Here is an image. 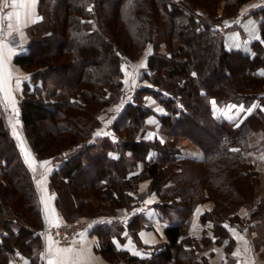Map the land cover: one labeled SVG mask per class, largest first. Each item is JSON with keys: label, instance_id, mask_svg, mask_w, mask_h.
Here are the masks:
<instances>
[{"label": "trees", "instance_id": "obj_1", "mask_svg": "<svg viewBox=\"0 0 264 264\" xmlns=\"http://www.w3.org/2000/svg\"><path fill=\"white\" fill-rule=\"evenodd\" d=\"M248 1L38 0L40 17L27 28V50L14 57L30 74L18 113L33 154L51 166L57 208L68 221L98 215L110 189L111 204L127 209L132 196L126 188L148 179L157 196L153 207L166 223L164 241L142 258L117 251L110 239L114 228L99 224L95 250L107 259L202 264L205 257L196 256L199 244L186 234L185 220L207 200L211 210L200 221L211 222L215 242L227 240V250L232 239L224 223L264 226V194L254 201L251 172L256 163L264 165V7L247 13L259 20L249 52L239 45L226 48L221 29L223 19H234ZM148 44L141 70L146 83L124 102L111 134L92 138L101 123L97 110L125 96L121 64L136 61ZM148 96L164 112L149 106ZM239 102L251 110L218 114L225 104ZM146 123L155 131L136 138ZM56 154L59 160L52 163ZM242 206L251 207L248 217L239 218ZM42 218L32 173L0 121V264H43Z\"/></svg>", "mask_w": 264, "mask_h": 264}, {"label": "crops", "instance_id": "obj_2", "mask_svg": "<svg viewBox=\"0 0 264 264\" xmlns=\"http://www.w3.org/2000/svg\"><path fill=\"white\" fill-rule=\"evenodd\" d=\"M37 3L38 0H0V121L9 127L19 155L32 173L41 201L43 226L56 227L57 224L61 226L76 222L84 223V226L71 237L68 245H61L54 240L50 232L43 230V264H49V261H53L54 264H61V262L63 264H123L120 257L107 259L103 254L96 252L95 245L98 239L94 228L99 224L114 228L110 239L117 251H126L142 258L147 255L150 246L165 239L163 229L166 223L160 219L157 210L153 207L157 196L149 190L150 181L142 179L136 187L126 188L127 193L132 196L130 207L127 209L123 206L112 205L109 200L103 205L104 212L68 221L55 203L56 193L49 183L51 166L36 158L26 140L20 114L15 111L18 109V97L22 92L23 82L29 80L30 74L15 62L14 57L27 50V28L40 17L37 12ZM261 7H264V0H255L243 9L242 14ZM250 17V28L245 30L246 37L256 36L258 20ZM224 36L226 48L233 45L242 47L246 45L247 47L245 40L237 31L225 32ZM144 81L142 79L141 83ZM126 100L128 97L124 96L120 103L97 112L101 123L93 131L92 138L111 134V121L121 111ZM155 106L156 104L152 102V107L156 111L164 112L162 107ZM109 111H111L110 115ZM152 130L153 128L146 123L140 132V137L151 136L155 131L152 132ZM26 152L30 154L27 157ZM255 170L264 183V165L256 163ZM112 194L113 190H110L111 197ZM211 206V202L208 201L199 203L185 220L188 226L186 234L194 237L199 244V248L195 250L196 256L198 259L205 257L202 264H264V226L257 230L254 225L258 221H248L242 227L237 221L227 222V227L225 225L224 227L228 230V238L232 239V245L227 250L224 248L227 240L220 244L215 242L216 237L211 231V222L200 221L201 214L211 210ZM250 212L251 207L242 206L238 212L239 218L248 217ZM130 220H137L142 224L138 227L136 225L129 227L127 222ZM115 224H119V227ZM203 238H208V241H203ZM67 248L72 251L70 253L57 251V249Z\"/></svg>", "mask_w": 264, "mask_h": 264}, {"label": "rangeland", "instance_id": "obj_3", "mask_svg": "<svg viewBox=\"0 0 264 264\" xmlns=\"http://www.w3.org/2000/svg\"><path fill=\"white\" fill-rule=\"evenodd\" d=\"M253 1H255V0H250L248 2L243 3L240 6L239 14L234 19L233 18L231 19V17H225L223 19L224 22L222 23V28H221V29L224 30V33L225 32H229L231 30L237 31L239 33V35L242 36V39L245 40V44H247V47H246V45L243 46V47L240 45V48L243 49L244 51H247L246 48L250 49V44H251V41L253 39H257L258 38V35H256V36L251 35V37H249V36L246 37V35H245L246 31L245 30L247 28H250V21L249 20L251 19V17L247 14L248 12H246L245 14H242L243 9L245 7L250 6V4H252ZM219 11H221V8H220ZM200 12L206 14L207 10L200 9ZM249 17H250V19H249ZM258 21H257V23H258ZM163 46L164 45L162 43L160 45V49H163ZM150 51H151V44H148L144 48L143 55L141 57H139L136 61L133 62V61L125 60L121 64L122 71H123L122 81H123V84H124L123 93L125 94L126 97H128V99L132 97L131 94L133 93L134 88L138 87V85H141V84L144 85L146 83V81H144V83H141L142 79L145 80L143 78V76L141 75V70L145 67L144 64L146 62L147 55L150 53ZM139 79H140V81H139ZM263 89H264V87H263ZM152 97L153 96L146 97L145 102L151 107H152V102H153L154 104H156L155 107L161 108V105H159L157 103V101L154 98H152ZM243 110L249 111V110H251V108L245 109V107L243 106V104L241 102H239L238 104L227 103V104H225L223 107H221L219 109L218 114L221 115V116H236L237 114H239L240 111H243ZM99 111H101V110H97V112H99ZM110 113H111V111L108 112L109 115H110ZM148 125H150V124H148ZM143 128L144 127L139 129V132H138L136 138H138V139L142 138V137H140L141 136L140 132L143 130ZM152 132H153V130H152ZM186 141L187 140L183 139L181 143L183 145H186L187 144ZM255 165H254V167H253V169L251 171L252 175L254 176V178H256V182H255V185H254V192H255L254 201L259 199V197L262 194H264V183L261 181V178L258 177V174H257V172L255 170ZM197 168H198V166H197ZM60 194H61V197L65 198L66 194H68L67 189L66 188L61 189ZM104 196H105V199H106L104 204H106L111 199L110 189L105 190ZM207 201L210 202L209 200H207ZM229 223H232V222H229Z\"/></svg>", "mask_w": 264, "mask_h": 264}, {"label": "built area", "instance_id": "obj_4", "mask_svg": "<svg viewBox=\"0 0 264 264\" xmlns=\"http://www.w3.org/2000/svg\"><path fill=\"white\" fill-rule=\"evenodd\" d=\"M1 38V34H0ZM74 146H77L75 144ZM59 160V155H54V157L51 159L52 163H56ZM122 209V208H121ZM120 209V210H121ZM226 226V223H224ZM84 226L83 222H76V223H70V225H61L56 227H44L43 230L46 232H50L54 238V240H57L61 245H68L70 244V239L74 235V233L82 228Z\"/></svg>", "mask_w": 264, "mask_h": 264}, {"label": "snow or ice", "instance_id": "obj_5", "mask_svg": "<svg viewBox=\"0 0 264 264\" xmlns=\"http://www.w3.org/2000/svg\"><path fill=\"white\" fill-rule=\"evenodd\" d=\"M262 75H264V72H262L261 73ZM195 75V74H194ZM213 103H215L214 101H213ZM30 154H28L27 152H26V157L27 156H29ZM43 163H47V161H45V162H43ZM57 226H59L58 224H57ZM225 227H227V225L225 226ZM57 251L58 252H60V253H70L71 251H72V249H70V248H67V249H57ZM49 264H54V262L53 261H49ZM61 264H63V262H61Z\"/></svg>", "mask_w": 264, "mask_h": 264}, {"label": "water", "instance_id": "obj_6", "mask_svg": "<svg viewBox=\"0 0 264 264\" xmlns=\"http://www.w3.org/2000/svg\"><path fill=\"white\" fill-rule=\"evenodd\" d=\"M15 112H16L17 114H19V113H18V109H17Z\"/></svg>", "mask_w": 264, "mask_h": 264}]
</instances>
